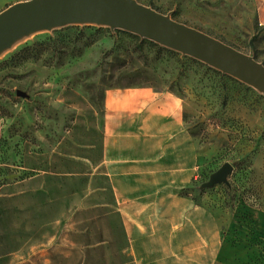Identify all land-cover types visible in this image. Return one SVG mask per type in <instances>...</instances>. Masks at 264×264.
Masks as SVG:
<instances>
[{
    "label": "rangeland",
    "instance_id": "obj_1",
    "mask_svg": "<svg viewBox=\"0 0 264 264\" xmlns=\"http://www.w3.org/2000/svg\"><path fill=\"white\" fill-rule=\"evenodd\" d=\"M22 1L0 0V12ZM135 1L264 62V0ZM110 89H148L179 103L181 133L163 154L172 156L163 160V177L113 180L114 208L95 207L112 201L95 191L107 192V180L36 179L35 190L43 181L42 189L22 199L32 212H19L17 221L0 210V264H142L137 240L151 235L158 250L177 239L170 264H187L188 242L202 250L203 237L211 264H264V230L252 217L264 212V97L131 34L69 27L35 35L0 59V198L48 165L49 152L81 116L90 123L94 110L101 114ZM225 163L233 166L229 186L201 190ZM128 186L145 201L127 207L132 219L124 222Z\"/></svg>",
    "mask_w": 264,
    "mask_h": 264
},
{
    "label": "crops",
    "instance_id": "obj_2",
    "mask_svg": "<svg viewBox=\"0 0 264 264\" xmlns=\"http://www.w3.org/2000/svg\"><path fill=\"white\" fill-rule=\"evenodd\" d=\"M261 25L264 28V22ZM261 42L264 44V39ZM256 60L264 64L262 60ZM170 99V96L154 94L148 89H110L105 91L102 113L99 114L94 110V113L90 114V123L84 116H81V123L77 126L74 124L49 152L48 165L41 167L37 171L38 175L9 186L0 198V210L3 206L4 209H10L12 211L10 219L17 221L23 218L18 215L19 212H32L34 205L22 203V199L24 196H29L42 189L43 181L39 190H35L33 186L36 179L42 177L70 179L86 177L107 180V192L104 188H98L95 191L106 193L112 201H107L106 205L95 207L108 208H114L116 203L117 190L113 180L162 178L163 160L171 161L172 159V156L163 159V154L168 152L166 148L176 146L181 133L179 131V103L174 102L172 106L169 103ZM171 117H173L172 120ZM148 141L149 161L154 163V166L150 167L149 172L152 173L150 175L147 174ZM157 166L160 171H156ZM169 167L171 168L170 172H178V167L175 169ZM24 169L29 170L30 167ZM177 176V174L167 175L170 178ZM137 189L139 190L134 186L124 188L123 194L129 196L123 204L124 222L126 218L132 219L131 214L127 215L126 213L127 207L131 211V205L145 201L142 197H134L138 192L141 194ZM9 203H11L10 207H7ZM252 217L260 229L264 230V212L252 211ZM175 239L171 236L166 241L165 250H158L154 246L159 242L157 235L140 238L137 240L139 248L137 256L144 260L142 264H157L151 262L153 259H165L166 264H170L169 261L174 257L178 258V251H174L173 248V244L177 243V239ZM201 242L202 250L195 249V239L188 242L191 245L185 252V258L189 260L187 264H211L210 243L207 241L205 249V237ZM236 264H243V261L236 262Z\"/></svg>",
    "mask_w": 264,
    "mask_h": 264
},
{
    "label": "water",
    "instance_id": "obj_3",
    "mask_svg": "<svg viewBox=\"0 0 264 264\" xmlns=\"http://www.w3.org/2000/svg\"><path fill=\"white\" fill-rule=\"evenodd\" d=\"M69 27L108 29L146 40L191 58L264 97V64L194 28L174 21L135 0H27L0 12V59L38 34ZM17 96L25 94L17 92ZM233 166L223 164L201 190L229 186Z\"/></svg>",
    "mask_w": 264,
    "mask_h": 264
}]
</instances>
